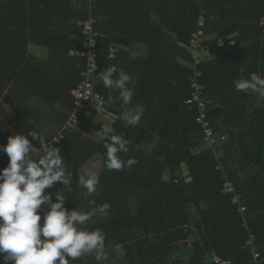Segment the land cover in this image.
I'll return each mask as SVG.
<instances>
[{
	"label": "trees",
	"instance_id": "1",
	"mask_svg": "<svg viewBox=\"0 0 264 264\" xmlns=\"http://www.w3.org/2000/svg\"><path fill=\"white\" fill-rule=\"evenodd\" d=\"M202 12L210 47L229 37L235 43L228 47L226 42L212 61L198 67L210 126L228 136L217 156L195 122L196 106L187 104L192 76L188 44ZM263 18L264 0H0V104L15 108L7 126L0 128V144L13 133L33 130L48 139L40 130L42 115L35 111V101L50 109L59 104L70 114L71 92L85 61L69 52L82 49L88 23L93 33L103 36L98 39L97 74L115 65L127 74L136 67L141 75L133 86V104L144 106L137 126L127 127L117 118L119 101L110 105L116 134L130 141L129 151L119 155L137 163L107 170L102 139L93 143L82 134L63 131L69 114H62L52 118L55 135L61 130L64 135L53 146L74 172L72 186L57 182L45 191L61 190L70 210L76 204L87 206L88 199L110 204L109 215L89 227L106 233V253L123 250V264H213L212 254L231 264H256L257 254L256 262L264 264V99L238 92L233 85L251 73L264 76ZM136 45L145 46V59L130 58L126 49ZM109 48L116 50L114 60H107ZM182 55L188 70L176 63ZM94 91L106 105L108 89L94 84ZM98 116L92 112L76 127L93 132ZM93 160L101 161L98 194L85 199L84 190L75 185L76 171H84ZM7 162L0 152V168ZM222 173L241 196L239 204H232L223 188ZM240 206L246 208L243 215L237 212ZM250 235L252 249L245 245ZM183 244L189 249L176 252ZM86 258L71 264H95L93 256Z\"/></svg>",
	"mask_w": 264,
	"mask_h": 264
},
{
	"label": "clouds",
	"instance_id": "2",
	"mask_svg": "<svg viewBox=\"0 0 264 264\" xmlns=\"http://www.w3.org/2000/svg\"><path fill=\"white\" fill-rule=\"evenodd\" d=\"M93 43L90 40L89 45ZM92 67L95 71L93 60ZM96 79L108 89L109 105L119 101L117 118L127 127L137 126L144 106L133 104L135 93L129 87V74L112 65L103 68ZM233 85L238 92L264 99V76L258 73L234 80ZM114 92L118 93L115 97ZM78 95L84 97V92ZM97 135L103 141V166L107 170L120 171L137 163L135 158L121 159L119 154L129 151L130 141L116 134L111 124H102ZM29 137L38 142L39 148L33 146ZM62 137L58 134L46 139L40 131L33 130L26 134L13 133L5 144H0V152L8 158L7 165L0 168V260L3 264H71L88 255L97 262L108 258L106 233L100 228H90L89 224L106 218L110 204L88 199L87 206L76 204L70 210L65 206L67 195L61 190L45 191L57 182L64 188L72 186L74 172L68 169L60 148L53 146ZM76 173L75 185L84 190L85 199L98 194V174L89 170ZM225 178L228 177L225 175ZM231 201L233 204V196Z\"/></svg>",
	"mask_w": 264,
	"mask_h": 264
},
{
	"label": "built area",
	"instance_id": "3",
	"mask_svg": "<svg viewBox=\"0 0 264 264\" xmlns=\"http://www.w3.org/2000/svg\"><path fill=\"white\" fill-rule=\"evenodd\" d=\"M197 21V31L190 36L188 44V53L192 60V64L190 66L192 76L189 79L191 93L187 104L196 106L198 115L195 118V122L202 130L204 143L208 148L213 150L215 156H217L216 149L220 144L227 140L228 136L218 135L210 126L208 113L206 110V105L208 104V102L203 97V91L205 88L201 83L202 73L198 70V67L204 62L212 61L217 55L219 48L223 47L226 42L228 47H233L235 43L234 41L230 40L231 38L229 37L220 39L217 43L216 48L210 47L203 30L206 24L205 14L203 12L201 13ZM261 25L264 26V18L261 20ZM82 34V49L72 50L69 52V55L71 57L79 58L85 61V70L81 73L80 82L77 83V85L71 92V111L68 120L64 125V128L62 129L63 131L65 129H74L82 117H87L92 112L101 115L106 106L104 98L94 91V77L97 75V72L100 69L98 39L103 38V36L98 35L97 33H93L91 26L88 23H85ZM90 40L94 41V43L91 45H89ZM115 54L116 50L114 48H109L107 60H114ZM92 60L95 65V71L92 67ZM81 91L84 92V97H79L78 94ZM61 131L58 134L62 135L63 137L59 138V142L64 138L63 132ZM217 169L222 170V167L218 166ZM222 174L225 178L224 173ZM223 187L228 194H231L233 196V204H239L241 196L236 192L233 184L226 178ZM245 211L246 208L244 206H240L237 210V212L241 215H243ZM254 242V237L250 235L245 245L252 249L254 247ZM257 258L258 255L254 254L253 259L256 264H259L258 262H256ZM210 259L213 264H231L230 261L221 260L215 254H212Z\"/></svg>",
	"mask_w": 264,
	"mask_h": 264
},
{
	"label": "rangeland",
	"instance_id": "4",
	"mask_svg": "<svg viewBox=\"0 0 264 264\" xmlns=\"http://www.w3.org/2000/svg\"><path fill=\"white\" fill-rule=\"evenodd\" d=\"M13 91H16V90H13ZM8 98L12 99L11 97H8ZM33 106L35 108V111L38 113V115H42L41 121L43 122L41 123V127L46 131L48 138L49 137L51 138V136H54L55 132L58 131L55 128V123H54L55 119L52 120V118L53 117L57 118L62 114H67V115L69 114V111L64 107H61L59 104L56 105L54 108L50 109V108L45 107L41 103L35 101ZM14 112H15V108L10 103L0 104V128H2L3 126L4 127L7 126V123H8L7 121H9L12 118ZM72 131L82 134L83 136H85L88 140L92 141L93 143L98 142L97 137L93 135V132L91 131L83 132L79 130L77 127L72 129ZM100 166H101L100 160H93V161L87 162L83 166V169L93 171L96 174H98ZM189 247H190L189 244L180 245L179 248L176 250V252H179V253L185 252L187 251V249H189ZM107 257H108L107 260H102L99 262L96 261L95 264H123L126 261L123 250L121 248H117L113 252L107 253ZM81 258H83L84 261H88V258H86V256L81 257Z\"/></svg>",
	"mask_w": 264,
	"mask_h": 264
},
{
	"label": "crops",
	"instance_id": "5",
	"mask_svg": "<svg viewBox=\"0 0 264 264\" xmlns=\"http://www.w3.org/2000/svg\"><path fill=\"white\" fill-rule=\"evenodd\" d=\"M214 37H215V35H211V36H209V39H214ZM126 50L130 52V58L131 59L143 60L147 56L146 48L143 45H136L133 48L126 49ZM186 50H187V48L186 49L184 48V53L186 52ZM184 53H183V55H184ZM183 55L181 57H179V58L176 59V63L180 67L188 70V68H189V62L183 58ZM137 70L138 69L135 67L134 70L132 71L133 73L129 74V76H130L129 86H131L132 88H133V86H135L138 83V81L141 78V75H139V73H137L138 72ZM94 84L95 85H98L101 89H103L105 92H107L106 91L107 89L104 87L103 83L101 81H97L96 76L94 77ZM109 107H111L112 110H109L108 109ZM113 110H114V107L110 106L108 104V102H106L105 111L100 116L96 117V119L94 121V131H93V135H95L97 137V140L98 141L101 140V138L97 135V131L96 130H97V128L98 129H101V125L104 124V123H108V124H111V125L113 124V122H114L113 112H112ZM40 130L47 137L46 131L41 127V123H40ZM48 139H50V137ZM182 172H183V175L186 178V182L190 181V178L188 176V172L186 170V167L183 166V165H182ZM210 260L211 259H209V261Z\"/></svg>",
	"mask_w": 264,
	"mask_h": 264
}]
</instances>
